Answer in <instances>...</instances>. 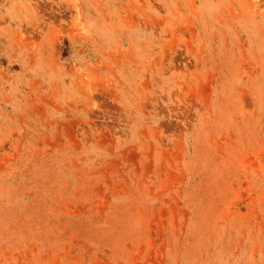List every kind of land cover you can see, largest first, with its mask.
<instances>
[{
	"label": "rangeland",
	"instance_id": "rangeland-1",
	"mask_svg": "<svg viewBox=\"0 0 264 264\" xmlns=\"http://www.w3.org/2000/svg\"><path fill=\"white\" fill-rule=\"evenodd\" d=\"M0 264H264V0H0Z\"/></svg>",
	"mask_w": 264,
	"mask_h": 264
}]
</instances>
